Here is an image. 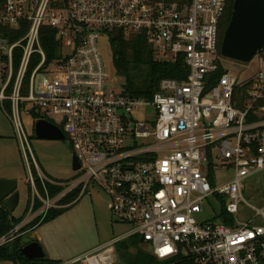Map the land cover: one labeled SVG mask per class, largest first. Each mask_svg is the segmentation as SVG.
I'll return each instance as SVG.
<instances>
[{
	"label": "built area",
	"instance_id": "1",
	"mask_svg": "<svg viewBox=\"0 0 264 264\" xmlns=\"http://www.w3.org/2000/svg\"><path fill=\"white\" fill-rule=\"evenodd\" d=\"M225 9L226 0H0L6 31L0 32V109L14 126L30 174V203L14 239L51 208L69 206L96 187L106 194L113 219L129 229L101 253L85 255L87 264L114 263L115 243L131 235L141 236L161 260L181 255L195 264H264V223H254L264 209L253 208L246 222L235 220L241 203L251 206L242 197L245 182L264 174V117L248 119L264 111L253 109L264 91V48L253 58L258 70L249 80L226 69L218 47ZM43 26L53 28L61 44L50 61L41 46ZM115 31L143 35L156 60L182 57L186 77L161 79L151 99L108 88L99 40ZM219 63L223 71L213 79ZM249 82L247 101L238 107L235 89ZM26 104L61 129L79 164L69 179L38 172L43 195L20 119ZM140 109L144 118L134 119ZM45 182L57 193L50 195ZM73 192V200L60 203ZM205 206L223 207L231 223L221 209L218 221L199 220ZM10 239L1 237L0 247Z\"/></svg>",
	"mask_w": 264,
	"mask_h": 264
},
{
	"label": "rangeland",
	"instance_id": "2",
	"mask_svg": "<svg viewBox=\"0 0 264 264\" xmlns=\"http://www.w3.org/2000/svg\"><path fill=\"white\" fill-rule=\"evenodd\" d=\"M99 45L109 70L110 80L106 82V86L122 91L124 87L123 78L116 73L110 42L106 36L100 38ZM222 62L226 69L245 80L254 77L258 70L256 59H252L249 63H242L222 58ZM29 111H31V105L26 104L20 115L29 146V150L28 148L26 150L31 152L35 163L45 175L55 179L71 178L74 172L71 169L72 151L69 143L66 140L37 138L32 132L31 117L26 113ZM145 114V110L142 109L132 112V116L137 120L144 118ZM256 115L258 118L264 117V111H257ZM29 164L31 165V163ZM6 176L13 177L17 183L16 191L19 194V201L16 208L12 211V216L18 218L22 215L27 204V182L30 174L14 126L0 109V178ZM242 197L251 206H242L244 204L241 203L239 211L235 215L237 223H243L253 218V208L264 209V174L261 173L247 179ZM204 209L201 215L196 216L199 220L218 221L217 215L221 206H205ZM254 223H264V218H255ZM128 229L127 225L113 219L106 194L101 189L91 187L90 194L83 195L70 205L67 210L41 224L38 230L36 229L35 235L37 234L40 237L44 250L63 256L80 254L82 260L71 264H87L84 261V254L88 253L87 251L92 250V247L110 238L122 236ZM32 235L33 232H28L24 238L31 241L35 240ZM142 246L144 250H148L147 245L144 244ZM101 252L102 250L99 249L91 255H97ZM112 252L115 256L112 264H122L115 248ZM0 264L13 263L0 260ZM99 264H101L100 261Z\"/></svg>",
	"mask_w": 264,
	"mask_h": 264
},
{
	"label": "trees",
	"instance_id": "3",
	"mask_svg": "<svg viewBox=\"0 0 264 264\" xmlns=\"http://www.w3.org/2000/svg\"><path fill=\"white\" fill-rule=\"evenodd\" d=\"M156 1L181 2L182 0ZM232 3L233 0H226V9L220 22L218 47H220L225 28L227 27L230 18ZM0 32L4 33L6 31L0 27ZM21 35V33H17L18 37ZM40 41L41 46L46 54L47 61H50L55 55L57 56V54L60 53L61 44L57 40L56 31L53 28L49 26H43L40 31ZM109 42L112 51L113 65L115 67L116 73L119 77L123 78V93L130 97L151 99L156 93H158V83L161 79L171 78L181 81L188 73V67L184 63L182 57H177V59L174 61L156 60L152 47L148 44L143 35L125 38L120 32L115 31L110 35ZM37 58L38 57L36 55L32 57L31 67L35 64V62H37ZM18 64L19 59L15 61V67H17ZM219 66L220 67L213 76V79L216 76H219L223 71L220 63ZM210 81H212V78ZM211 83H213V81ZM249 84L250 82L235 89L234 101L238 107H243L247 101V89ZM6 107L9 108L8 103H6ZM259 107H264V91L263 96L253 103L254 110H258ZM27 114H29V117H31L33 132L34 123L40 115L34 110L29 111ZM248 119L255 120L258 119V117L250 113ZM31 170L37 191L43 195L44 190L38 179L35 168H31ZM45 186L47 187L50 195H54L59 189L48 182H45ZM75 196L76 192H73L67 195L60 203L66 204L73 200ZM29 203L30 190L28 189V200L25 211L22 217H12L14 225L19 223L25 216L29 207ZM39 205L40 202L36 200L34 209H37ZM68 207H70V205L59 208H51L37 226L55 218L57 215L67 210ZM220 217L223 218L225 222L231 223V217L226 215L223 207H221ZM36 221L37 220H35L33 223ZM10 228L11 220L7 213L0 207V238L5 236L10 231ZM27 228L28 227L24 228V230ZM25 235L26 233L16 237L12 245L7 243L1 246L0 260L12 261L10 256V253L12 252L16 257L18 264H60L59 261L50 260L47 257L37 260L26 259L20 252V248L25 244L23 241ZM142 245H144V243L141 236L131 235L117 241L114 245V248L116 249L117 256L122 264H195L192 260L181 255L175 256L171 259H158L150 252L149 249L144 250Z\"/></svg>",
	"mask_w": 264,
	"mask_h": 264
},
{
	"label": "water",
	"instance_id": "4",
	"mask_svg": "<svg viewBox=\"0 0 264 264\" xmlns=\"http://www.w3.org/2000/svg\"><path fill=\"white\" fill-rule=\"evenodd\" d=\"M264 48V0H233L230 18L225 28L220 54L222 58L249 63L255 55ZM34 135L40 139L65 141L66 137L59 127L48 120L38 119L33 126ZM79 164L74 154L71 159V169L75 171ZM17 183L14 179L0 178V207L11 220V228L7 233L14 242L15 225L12 221V211L19 201L16 191ZM24 245L20 248L21 254L28 260H37L44 257V252L36 240L23 238ZM11 260L17 263L16 257L10 253Z\"/></svg>",
	"mask_w": 264,
	"mask_h": 264
},
{
	"label": "crops",
	"instance_id": "5",
	"mask_svg": "<svg viewBox=\"0 0 264 264\" xmlns=\"http://www.w3.org/2000/svg\"><path fill=\"white\" fill-rule=\"evenodd\" d=\"M36 171L41 172L40 169H39V167L36 168ZM4 178H6V179H13V177H11V176H6V177H4ZM49 178H52V177H49ZM54 179H55V178H54ZM27 184H28V183H27ZM29 187H30V186H29V184H28V189L30 190ZM27 200H28V199H27ZM25 208H26V206H25ZM25 208H24V210H23V213H24V211H25ZM23 213H22V215H23ZM22 215H21L20 217H22ZM18 218H19V217H18ZM121 224H122V223H121ZM124 225H125V224H124ZM39 226H40V225H39ZM39 226H37V227L39 228ZM37 227H35L32 231H29V232H33V235H32L33 238H35V240H36V241L40 244V246L42 247V245H41V241H40V237H38L37 234L35 235V232L38 230ZM36 229H37V230H36ZM114 238H116V237L110 238L109 240H106V241H104V242H102V243H100V244H98V245L92 247V248H91L92 250L87 251L88 253H85L84 255H89V254H91V253H93V252H95V251L101 249L103 246H105L108 242H110V241L113 240ZM42 249H43V247H42ZM148 249H149V248H148ZM43 252H44V257H47V258L50 259V260H56V261H59L60 264H71V263L74 262L75 259L81 257L80 254H77V255H68V256L56 255L55 253L48 252V251H46V250H44V249H43ZM82 256H83V255H82ZM64 258H65V259H64ZM11 262H12V261H11ZM12 263H13V262H12ZM13 264H14V263H13ZM97 264H99V261L97 262Z\"/></svg>",
	"mask_w": 264,
	"mask_h": 264
},
{
	"label": "bare ground",
	"instance_id": "6",
	"mask_svg": "<svg viewBox=\"0 0 264 264\" xmlns=\"http://www.w3.org/2000/svg\"><path fill=\"white\" fill-rule=\"evenodd\" d=\"M14 240H15V239H14ZM100 259H102V257H101ZM90 262H91V264H96V263H97V260H95V259H91Z\"/></svg>",
	"mask_w": 264,
	"mask_h": 264
},
{
	"label": "snow or ice",
	"instance_id": "7",
	"mask_svg": "<svg viewBox=\"0 0 264 264\" xmlns=\"http://www.w3.org/2000/svg\"><path fill=\"white\" fill-rule=\"evenodd\" d=\"M164 251H165V250H162L161 254H164ZM167 251H170V249H167Z\"/></svg>",
	"mask_w": 264,
	"mask_h": 264
}]
</instances>
